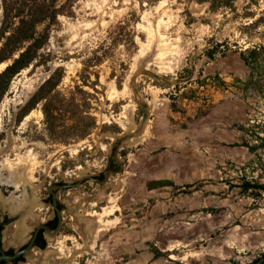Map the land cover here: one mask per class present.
<instances>
[{"label": "rangeland", "instance_id": "obj_1", "mask_svg": "<svg viewBox=\"0 0 264 264\" xmlns=\"http://www.w3.org/2000/svg\"><path fill=\"white\" fill-rule=\"evenodd\" d=\"M259 46L264 0H77L59 16L41 52L48 61L15 74L0 99V164L33 162L26 187L0 185V209H21L15 198L34 200L58 180L76 181L74 205L90 212L84 224L67 219L35 263L69 255L73 264H248L264 253V194L234 187L243 176L264 183V156L229 146L241 141L240 125L264 123V58L251 82L240 57ZM57 68V91L89 93L96 127L83 139L72 138L69 116L51 136L40 104L19 118ZM27 88L29 98L13 103ZM126 108L132 123L123 128ZM110 158L119 171L95 184ZM28 224L17 215L4 246L20 244Z\"/></svg>", "mask_w": 264, "mask_h": 264}, {"label": "trees", "instance_id": "obj_2", "mask_svg": "<svg viewBox=\"0 0 264 264\" xmlns=\"http://www.w3.org/2000/svg\"><path fill=\"white\" fill-rule=\"evenodd\" d=\"M77 0H0V63L11 61L0 72V99L4 94L10 79L21 70L30 66L36 67L48 61L41 53L48 44L51 27L58 24L59 16L70 15ZM232 0H221L227 6ZM262 19L258 18L255 23ZM40 28V29H39ZM264 47L246 49L240 57L247 66H251L250 78L256 67L264 58ZM16 56V57H15ZM212 55H209L211 58ZM62 73L55 69L48 78L40 84L21 110L19 118L27 115L37 104L41 105L47 130L54 136L61 122L68 119L73 124V139L86 137L95 127L96 119L90 113L87 101L89 93L78 88L63 95L57 91ZM248 127L240 125L238 130L243 133L240 142L231 143V147H244L257 161L264 156V123L257 120L248 123ZM58 140V139H57ZM60 140V139H59ZM259 177L264 178V167ZM233 185H229L232 187ZM241 194L261 197L264 194V183L243 176L237 186ZM248 264H264V253Z\"/></svg>", "mask_w": 264, "mask_h": 264}, {"label": "flooded vegetation", "instance_id": "obj_3", "mask_svg": "<svg viewBox=\"0 0 264 264\" xmlns=\"http://www.w3.org/2000/svg\"><path fill=\"white\" fill-rule=\"evenodd\" d=\"M119 169V162L110 158L104 171L94 175L91 179L95 184L101 185L109 173L116 174ZM76 184V181L56 180L44 187L43 193L38 198L30 200L28 197H24L21 209H13L14 212H9L7 209L3 212L0 209V258L15 257L9 260L1 259L0 264H43V262L35 263L37 260L33 255L43 254L49 246V241L57 238L61 229L68 224V221L75 220L84 224V221L89 218L90 212L87 211V207L78 209L77 205H74L76 195L73 190L76 189ZM88 204L90 203L88 202ZM22 212L26 213V219L30 220L31 224L25 226L23 231L20 230L23 226H19L16 235L19 236L18 239L21 243L16 246L11 244L4 246L2 240L4 230L11 226L13 219ZM65 214H68L69 217L64 216ZM67 219L68 221H66ZM14 226L16 225L14 224ZM85 233H83L84 236H86ZM30 243H32L31 249L26 250ZM48 256L47 254L44 257L48 258ZM68 257L69 255L64 256L66 259H63L61 264L75 263L73 260H67ZM44 262L48 264L46 260ZM52 263H55V261Z\"/></svg>", "mask_w": 264, "mask_h": 264}, {"label": "bare ground", "instance_id": "obj_4", "mask_svg": "<svg viewBox=\"0 0 264 264\" xmlns=\"http://www.w3.org/2000/svg\"><path fill=\"white\" fill-rule=\"evenodd\" d=\"M6 66L5 62L0 63V70L4 69ZM32 88V87H31ZM31 88H27L26 90L22 91V93L13 100V103H16L17 105L22 103L21 101L27 99L29 96V92ZM14 105V104H13ZM129 108H126L125 112V119L126 123H123V128L127 127V124L132 123L131 122V113H129ZM127 112L129 115H127ZM137 140H135L136 142ZM15 161H8L5 160L0 164V171L1 169L5 170L6 172V177H2L0 174V185L1 184H8L10 186H13L15 189H19L20 187H26L27 184H29L32 180V166L33 162L27 158L26 156L24 158L18 159ZM13 197V196H12ZM22 198V197H21ZM21 198H15L16 202H18V205L22 206L24 203V200ZM113 208H103L102 210V215H109L112 212ZM94 223H92L91 227L88 228L86 232H88V238H86V243H85V249L87 251H91V249L95 245V240H96V232L98 228H100V214H95L94 215ZM46 258V257H44ZM43 264L45 262L43 261Z\"/></svg>", "mask_w": 264, "mask_h": 264}, {"label": "water", "instance_id": "obj_5", "mask_svg": "<svg viewBox=\"0 0 264 264\" xmlns=\"http://www.w3.org/2000/svg\"><path fill=\"white\" fill-rule=\"evenodd\" d=\"M16 57V56H15ZM7 66V65H6ZM5 66V67H6ZM44 81H42L40 84H42ZM29 98V96L27 97V99ZM27 99H25V101L27 100ZM142 118H143V121L145 120V114H143V116H142ZM143 124V123H142ZM125 138H128V135L127 136H125ZM31 246H32V243H30L29 245H28V247L26 248V250H29V249H31ZM13 258H15V257H1L0 258V260L1 259H7V260H9V259H13Z\"/></svg>", "mask_w": 264, "mask_h": 264}, {"label": "crops", "instance_id": "obj_6", "mask_svg": "<svg viewBox=\"0 0 264 264\" xmlns=\"http://www.w3.org/2000/svg\"><path fill=\"white\" fill-rule=\"evenodd\" d=\"M149 187H151V186H149ZM150 192V191H149Z\"/></svg>", "mask_w": 264, "mask_h": 264}]
</instances>
